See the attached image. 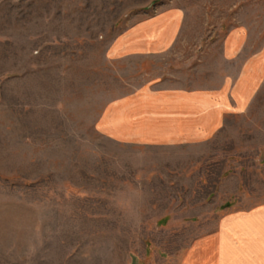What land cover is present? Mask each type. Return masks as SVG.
<instances>
[{
    "label": "rangeland",
    "instance_id": "obj_1",
    "mask_svg": "<svg viewBox=\"0 0 264 264\" xmlns=\"http://www.w3.org/2000/svg\"><path fill=\"white\" fill-rule=\"evenodd\" d=\"M169 8L183 14L171 55L108 61L115 35ZM233 29L264 48V0H0V264H178L226 216L264 209V80L201 145L97 132L140 85H217Z\"/></svg>",
    "mask_w": 264,
    "mask_h": 264
},
{
    "label": "crops",
    "instance_id": "obj_2",
    "mask_svg": "<svg viewBox=\"0 0 264 264\" xmlns=\"http://www.w3.org/2000/svg\"><path fill=\"white\" fill-rule=\"evenodd\" d=\"M182 23L177 8L142 19L111 39L107 59L141 64L169 56ZM221 58L226 68L217 85H140L104 105L97 132L117 143L153 147L201 145L215 138L228 120L247 111L264 80V48L249 52L243 31L225 35ZM232 252L238 264H264V209L226 216L215 232L195 241L178 264H233Z\"/></svg>",
    "mask_w": 264,
    "mask_h": 264
}]
</instances>
